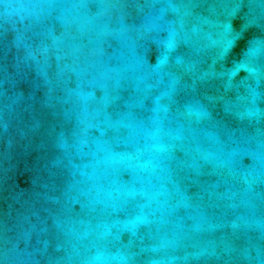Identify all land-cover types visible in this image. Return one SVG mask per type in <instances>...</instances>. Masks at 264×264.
Wrapping results in <instances>:
<instances>
[{
  "label": "water",
  "instance_id": "1",
  "mask_svg": "<svg viewBox=\"0 0 264 264\" xmlns=\"http://www.w3.org/2000/svg\"><path fill=\"white\" fill-rule=\"evenodd\" d=\"M0 264H264V0H0Z\"/></svg>",
  "mask_w": 264,
  "mask_h": 264
}]
</instances>
